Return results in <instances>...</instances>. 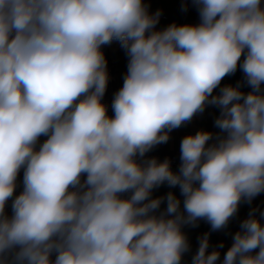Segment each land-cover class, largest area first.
Here are the masks:
<instances>
[{
    "label": "clouds",
    "instance_id": "1",
    "mask_svg": "<svg viewBox=\"0 0 264 264\" xmlns=\"http://www.w3.org/2000/svg\"><path fill=\"white\" fill-rule=\"evenodd\" d=\"M189 4L198 23L158 29L145 0H0V264H182L185 226L224 230L264 193V0ZM209 106L219 131L183 137L178 171L146 157ZM164 184L183 201L153 198ZM262 220L251 208L220 264H264ZM209 236L190 264L220 261Z\"/></svg>",
    "mask_w": 264,
    "mask_h": 264
},
{
    "label": "crops",
    "instance_id": "2",
    "mask_svg": "<svg viewBox=\"0 0 264 264\" xmlns=\"http://www.w3.org/2000/svg\"><path fill=\"white\" fill-rule=\"evenodd\" d=\"M145 3L149 4V11L152 13H154L156 10H161L162 15L160 22L157 25L158 29L164 28L173 22L177 24H196L199 22L198 13L196 9L190 4L187 11L181 10L182 0H145ZM106 48L110 58L111 67L108 66L109 81L102 102L108 106L109 115H112L113 113L111 109V103L114 98V94L123 85V76L127 71V57L124 50L116 41H113V43L110 45H106ZM242 76V72L238 69L234 75L225 77V79L222 81V85L235 84L237 81L242 79ZM249 90L250 89L248 88L243 89L245 92ZM216 91L218 92L219 89ZM218 114L219 109L212 106L207 107L204 113L197 114L190 122L178 129L173 130L170 133V139L167 143L160 144L156 147L180 154V143L182 138L186 135L195 134V132L201 129L213 133H217L219 131L214 127V120ZM44 139H46V137H41V142H43ZM22 179L23 170H21V173L18 177V187L16 193H19L22 190ZM169 191L174 192L175 195L180 198L181 201H183V197L180 194L179 188H170L167 184L161 185L160 187L154 189L152 196L153 198L165 196ZM165 206L166 205L162 204L161 210H163ZM253 207H258L260 210L264 211V193L256 197L251 205L242 203L237 216L230 221L228 227L224 230L213 232L211 231L210 224L204 220H200L198 222V226L196 227L185 226L183 231L188 237L190 251L184 255L182 264H190L192 256L198 249L199 238L205 233H210L209 252H211L213 249H217L220 252V261L217 262V264H220V262L223 260L224 254L233 242L232 236L236 231L239 230L240 222L247 217L250 209ZM257 215H259V213H257ZM262 223H264V220H262ZM221 243L223 244V247L219 248L218 246Z\"/></svg>",
    "mask_w": 264,
    "mask_h": 264
},
{
    "label": "built area",
    "instance_id": "3",
    "mask_svg": "<svg viewBox=\"0 0 264 264\" xmlns=\"http://www.w3.org/2000/svg\"><path fill=\"white\" fill-rule=\"evenodd\" d=\"M146 157H156L158 160L163 161L165 158L171 161V167L173 171H177L180 164V154L173 153L171 151H166L160 148L155 147L152 151L146 154ZM19 194V193H16ZM8 212H11L10 204L8 208Z\"/></svg>",
    "mask_w": 264,
    "mask_h": 264
},
{
    "label": "trees",
    "instance_id": "4",
    "mask_svg": "<svg viewBox=\"0 0 264 264\" xmlns=\"http://www.w3.org/2000/svg\"><path fill=\"white\" fill-rule=\"evenodd\" d=\"M102 51H103V53L105 55V58H106V60L108 62V66L111 67L110 58L108 56V51H107L106 45L102 46Z\"/></svg>",
    "mask_w": 264,
    "mask_h": 264
}]
</instances>
